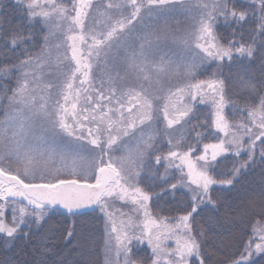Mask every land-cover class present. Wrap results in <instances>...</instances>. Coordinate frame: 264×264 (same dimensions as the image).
Here are the masks:
<instances>
[{"label": "snow or ice", "instance_id": "obj_1", "mask_svg": "<svg viewBox=\"0 0 264 264\" xmlns=\"http://www.w3.org/2000/svg\"><path fill=\"white\" fill-rule=\"evenodd\" d=\"M0 247L264 264V0H0Z\"/></svg>", "mask_w": 264, "mask_h": 264}, {"label": "trees", "instance_id": "obj_2", "mask_svg": "<svg viewBox=\"0 0 264 264\" xmlns=\"http://www.w3.org/2000/svg\"><path fill=\"white\" fill-rule=\"evenodd\" d=\"M253 26L252 23H249L247 25H245V31L249 30L251 27ZM221 32L223 35L227 36L228 30L227 29H221ZM200 108V116H207L209 114V109L207 106L201 105L199 106ZM259 177L257 175H250L245 177V184L246 185H255V182L258 181ZM235 195V194H233ZM161 208H163L164 214H171V215H176L177 213H171L170 212V207L169 206H165V205H161ZM155 212H159V209H154ZM54 224H59L60 226H64L66 227L67 225L65 224L64 220L62 218H59L57 221H54ZM140 255H143V250H140ZM8 259V254H6L5 250L3 247H0V261H5Z\"/></svg>", "mask_w": 264, "mask_h": 264}]
</instances>
